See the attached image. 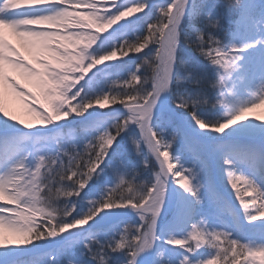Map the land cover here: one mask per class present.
<instances>
[{
	"label": "snow or ice",
	"instance_id": "obj_1",
	"mask_svg": "<svg viewBox=\"0 0 264 264\" xmlns=\"http://www.w3.org/2000/svg\"><path fill=\"white\" fill-rule=\"evenodd\" d=\"M261 106L264 0H0V264H264Z\"/></svg>",
	"mask_w": 264,
	"mask_h": 264
},
{
	"label": "bare ground",
	"instance_id": "obj_2",
	"mask_svg": "<svg viewBox=\"0 0 264 264\" xmlns=\"http://www.w3.org/2000/svg\"><path fill=\"white\" fill-rule=\"evenodd\" d=\"M6 38L9 39L11 42L14 41V43L22 44L16 37L12 36L10 33H7ZM23 55H25L28 58H31L32 53L29 51L28 48L25 46L23 47H17ZM6 70L8 73L12 76H14L17 80L20 81L21 85H27L29 88H31L32 91H38L33 84L28 82L23 75H21L20 72L14 71L6 66ZM4 106L13 114L17 115L19 118L25 119V120H31L32 117L27 112V105L25 103V100L21 99L20 97L16 96V94L9 89L7 86L5 87L4 92ZM251 116H260L264 118V106H261L254 110ZM34 122V121H33ZM242 186V185H241ZM5 236L9 237L10 234L5 232ZM2 251V250H0Z\"/></svg>",
	"mask_w": 264,
	"mask_h": 264
},
{
	"label": "rangeland",
	"instance_id": "obj_3",
	"mask_svg": "<svg viewBox=\"0 0 264 264\" xmlns=\"http://www.w3.org/2000/svg\"><path fill=\"white\" fill-rule=\"evenodd\" d=\"M239 175V174H238ZM39 255V257L35 258L36 260L30 259L33 255ZM41 253L39 252H24L21 251L18 259L20 260L21 264H47V256H43L41 258Z\"/></svg>",
	"mask_w": 264,
	"mask_h": 264
},
{
	"label": "trees",
	"instance_id": "obj_4",
	"mask_svg": "<svg viewBox=\"0 0 264 264\" xmlns=\"http://www.w3.org/2000/svg\"><path fill=\"white\" fill-rule=\"evenodd\" d=\"M35 242H37V241H35Z\"/></svg>",
	"mask_w": 264,
	"mask_h": 264
}]
</instances>
